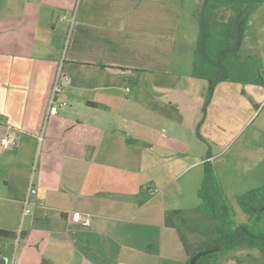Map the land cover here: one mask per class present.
Returning <instances> with one entry per match:
<instances>
[{
  "label": "crops",
  "instance_id": "0c3cea01",
  "mask_svg": "<svg viewBox=\"0 0 264 264\" xmlns=\"http://www.w3.org/2000/svg\"><path fill=\"white\" fill-rule=\"evenodd\" d=\"M182 20L172 0H1L0 137L19 142L0 149V230L13 235L0 264H190L179 220L204 217L186 192L255 117L264 72L251 88L228 74L207 104L216 68L197 71ZM32 176L41 205L23 217Z\"/></svg>",
  "mask_w": 264,
  "mask_h": 264
},
{
  "label": "rangeland",
  "instance_id": "374dc122",
  "mask_svg": "<svg viewBox=\"0 0 264 264\" xmlns=\"http://www.w3.org/2000/svg\"><path fill=\"white\" fill-rule=\"evenodd\" d=\"M247 2L248 0H239L224 4L211 0L207 3L206 0H172L173 5L180 6L182 9L180 41L184 40L193 45L189 58L191 62L196 63L197 71H200L201 62L206 63L204 55L198 52L199 16L203 14L211 27L206 53L208 57L217 60L220 52L230 43L232 45L234 22L238 13L247 6ZM262 3L251 15L249 19L252 21L251 24L246 26L248 28L246 42L244 44L243 40L244 45L242 44L239 52L242 57H229L224 61L231 79L242 82L244 85L249 84L250 88L262 83L260 71L264 72V60L248 55L249 52L259 53V56L264 54V4L261 5ZM249 92L252 108L256 110L259 108L255 117L234 139L224 155L222 156V153L215 163H211L228 203L235 209V219L239 223L247 222V216L238 207L237 197L264 186V102H262L263 99L260 100L261 97L253 98L254 94L251 89ZM257 94L260 92H256ZM217 150L220 151V149ZM201 169L205 172V165ZM195 171L196 169L191 168L187 170L182 181H189ZM186 194L187 200L192 199L196 203L199 201L201 203L198 193L193 194L187 191ZM190 211L186 212V220H179L181 221L179 230L185 240L191 261V257L199 247L218 236L219 223L206 216H203L201 220L193 219L189 216L197 214L192 209ZM219 264H264V251L259 249L233 250L221 257Z\"/></svg>",
  "mask_w": 264,
  "mask_h": 264
},
{
  "label": "trees",
  "instance_id": "16d2710c",
  "mask_svg": "<svg viewBox=\"0 0 264 264\" xmlns=\"http://www.w3.org/2000/svg\"><path fill=\"white\" fill-rule=\"evenodd\" d=\"M209 0H206V3ZM224 4L239 0H211ZM263 0H248L247 6L238 13L234 22L233 43L222 50L217 60H211L206 53V44L211 36L207 18L199 16L200 36L198 52L212 63L216 73L210 80L207 104L211 102L217 84L228 79V71L224 61L229 57L240 58L239 52L243 43L244 33L251 15ZM201 203L198 211L203 216L219 223L217 235L207 244L194 252L193 256L205 252L197 264H219L221 257L233 250L264 251V186L237 197L240 210L247 216V222L239 223L235 219V209L228 203L227 197L221 189L211 163H205L202 184L198 190ZM12 233L1 231L0 237H12ZM239 263H242L239 261Z\"/></svg>",
  "mask_w": 264,
  "mask_h": 264
},
{
  "label": "built area",
  "instance_id": "2783aa9c",
  "mask_svg": "<svg viewBox=\"0 0 264 264\" xmlns=\"http://www.w3.org/2000/svg\"><path fill=\"white\" fill-rule=\"evenodd\" d=\"M63 75L61 70H59L55 83L51 90V97H50V104H49V111L48 114H56L57 111L63 107V104L59 98L60 94L63 92ZM1 119V116H0ZM19 142L18 135L10 128L0 137V149H11L17 146ZM37 188L33 179V176L31 177L25 200L23 202V217L33 215V209L37 207L38 205H41V203L37 202L36 196H37ZM71 220L75 223L81 224L84 227H90L91 226V220L88 215H83L80 213H73L71 216Z\"/></svg>",
  "mask_w": 264,
  "mask_h": 264
},
{
  "label": "water",
  "instance_id": "95a60500",
  "mask_svg": "<svg viewBox=\"0 0 264 264\" xmlns=\"http://www.w3.org/2000/svg\"><path fill=\"white\" fill-rule=\"evenodd\" d=\"M204 254H206V253L203 252V253H199V254H197L195 256H192L191 261H190V264H197V261L199 260V258L201 256H203Z\"/></svg>",
  "mask_w": 264,
  "mask_h": 264
}]
</instances>
